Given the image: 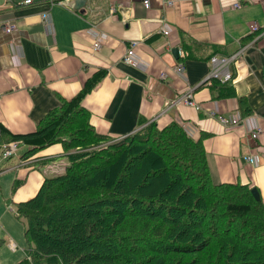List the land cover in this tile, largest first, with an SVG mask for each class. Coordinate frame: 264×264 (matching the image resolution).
Returning <instances> with one entry per match:
<instances>
[{"label":"crops","instance_id":"crops-1","mask_svg":"<svg viewBox=\"0 0 264 264\" xmlns=\"http://www.w3.org/2000/svg\"><path fill=\"white\" fill-rule=\"evenodd\" d=\"M24 1L0 0L4 129L11 134L34 132L61 99H72L102 71L105 76L81 101L98 134L117 139L149 124L160 130L174 123L201 141L212 183L256 188L264 205V136L251 137L254 127L264 128V0H149L148 9L143 0H62L52 6L51 0ZM236 1L241 4L238 10L232 8ZM45 13L49 18L43 21ZM253 22L259 25L257 33L249 31ZM9 23L16 30L7 34L4 27ZM163 26L168 36L162 34ZM91 27L104 36L97 52L91 49ZM133 42H138L136 68L123 62ZM243 48V56L230 65L231 94H225L226 85L205 82L212 56H231ZM179 65L181 73L174 71ZM189 90L199 109L184 103ZM239 99L249 116L242 113ZM210 113L246 118L227 128ZM16 143L17 151L6 160L0 144L4 264H10L21 247L10 230L11 215L17 218L12 210L68 165L61 144L24 157L28 147ZM248 157L254 161H246ZM7 206L12 207L10 213L3 210Z\"/></svg>","mask_w":264,"mask_h":264},{"label":"trees","instance_id":"trees-1","mask_svg":"<svg viewBox=\"0 0 264 264\" xmlns=\"http://www.w3.org/2000/svg\"><path fill=\"white\" fill-rule=\"evenodd\" d=\"M104 76L61 99L32 133L0 125V144H25L24 157L61 144L68 162L16 204L28 247L17 264H264L261 199L212 183L201 141L174 123L117 139L95 131L81 101Z\"/></svg>","mask_w":264,"mask_h":264},{"label":"built area","instance_id":"built-area-1","mask_svg":"<svg viewBox=\"0 0 264 264\" xmlns=\"http://www.w3.org/2000/svg\"><path fill=\"white\" fill-rule=\"evenodd\" d=\"M25 4H30L31 0H26L24 2ZM143 5L145 7V9L149 8V0H143ZM167 5L171 6L172 3L168 2ZM232 8L234 10H238L241 8V4L239 1H236L235 3H233ZM43 19H47V16L44 15L42 17ZM16 30V26L15 24L9 23L4 27V31L7 34L12 33L13 31ZM249 31L251 33H256L257 31H259V25L255 22L251 23L249 25ZM161 32L164 36H168L169 35V30L166 26H163L161 28ZM89 33L93 39V43H92V51L93 52H97L100 49V40L102 37H104L103 35H101L98 31H96L95 27H91V29L89 30ZM138 42H133L131 44V48L127 51V53L125 54L124 58H123V62L133 68L139 67L137 60H135L134 55H135V47L138 45ZM245 48L237 51L235 54L229 56V57H218V56H213L211 57L209 63L212 66L211 68V72L209 73V75L206 76L205 78V82L211 81V80H216L222 83H228V82H232L234 80L233 75L230 71V65L237 62V60L243 56ZM183 67L181 65L177 66L174 71L177 73H181L183 72ZM163 77V75L161 76ZM191 90H189L188 94L184 97L183 101L186 105L194 107L195 109H199V105H196L190 97L191 94ZM211 117H216L218 119V121L227 128L230 127H235L240 125V123L243 122V118L239 117V116H234L231 118H225L221 115H217L216 113H210ZM264 136V128L262 127H254V129L251 131V137L252 139H258L259 137ZM17 151V143L16 142H10L7 144H3L1 146V156L2 158L8 159L11 156H13L15 154V152ZM246 161L249 162H253L254 160L252 159V157H248L246 158Z\"/></svg>","mask_w":264,"mask_h":264},{"label":"rangeland","instance_id":"rangeland-1","mask_svg":"<svg viewBox=\"0 0 264 264\" xmlns=\"http://www.w3.org/2000/svg\"><path fill=\"white\" fill-rule=\"evenodd\" d=\"M3 210L5 212H9V210H12V207L11 206H7V207H4ZM11 216H12V219L14 220V222H13L10 230L12 231L14 237L16 238L17 243L19 244V246H21L17 250V254L12 258V262L10 263V264H16V263H18L19 261H21L24 258V256L26 255V251L28 250V247H27V245L25 243V240L23 238L24 224L19 219L14 218L13 215H11ZM25 249H26V251L24 252ZM4 251L5 250L3 249L2 252H1V255H0V264H4V262L6 261V257L4 256Z\"/></svg>","mask_w":264,"mask_h":264},{"label":"water","instance_id":"water-1","mask_svg":"<svg viewBox=\"0 0 264 264\" xmlns=\"http://www.w3.org/2000/svg\"><path fill=\"white\" fill-rule=\"evenodd\" d=\"M77 1H81V0H77ZM173 54H174V55H177V54H178V49H174V50H173ZM251 194H252L253 198H254L256 201L260 200L259 193H258V191H257L256 188H252V189H251Z\"/></svg>","mask_w":264,"mask_h":264}]
</instances>
